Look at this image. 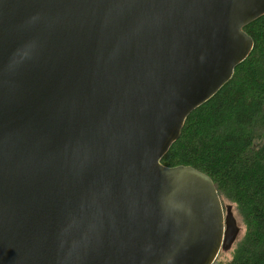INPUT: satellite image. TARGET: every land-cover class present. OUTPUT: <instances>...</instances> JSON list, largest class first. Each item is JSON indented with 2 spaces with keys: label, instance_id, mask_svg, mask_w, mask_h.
Here are the masks:
<instances>
[{
  "label": "water",
  "instance_id": "1",
  "mask_svg": "<svg viewBox=\"0 0 264 264\" xmlns=\"http://www.w3.org/2000/svg\"><path fill=\"white\" fill-rule=\"evenodd\" d=\"M264 0H0V264H214L240 233L161 160L252 53Z\"/></svg>",
  "mask_w": 264,
  "mask_h": 264
},
{
  "label": "trees",
  "instance_id": "2",
  "mask_svg": "<svg viewBox=\"0 0 264 264\" xmlns=\"http://www.w3.org/2000/svg\"><path fill=\"white\" fill-rule=\"evenodd\" d=\"M243 31L253 39L252 53L188 117L161 160L168 168L187 166L208 175L224 210L231 208L240 233L214 264H264V16Z\"/></svg>",
  "mask_w": 264,
  "mask_h": 264
},
{
  "label": "rangeland",
  "instance_id": "3",
  "mask_svg": "<svg viewBox=\"0 0 264 264\" xmlns=\"http://www.w3.org/2000/svg\"><path fill=\"white\" fill-rule=\"evenodd\" d=\"M231 206H233L234 207V212H235V215L237 214L236 212V206L235 205H232V204H230ZM241 224V223H240ZM242 226V225H241Z\"/></svg>",
  "mask_w": 264,
  "mask_h": 264
}]
</instances>
